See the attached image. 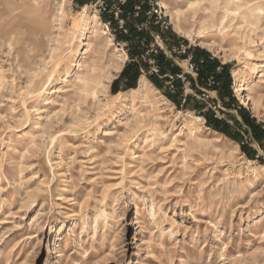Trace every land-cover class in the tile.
Instances as JSON below:
<instances>
[{"label":"rangeland","instance_id":"obj_1","mask_svg":"<svg viewBox=\"0 0 264 264\" xmlns=\"http://www.w3.org/2000/svg\"><path fill=\"white\" fill-rule=\"evenodd\" d=\"M83 1L42 0L11 45L0 18V264H264V0L249 2L259 22L221 27L223 0H135L131 14L125 0ZM130 26L142 40L117 41ZM135 48L139 75L113 92ZM192 49L227 65L228 91L172 81ZM91 70L95 97L65 102ZM207 85L218 101H203ZM208 104L226 132L188 116Z\"/></svg>","mask_w":264,"mask_h":264},{"label":"bare ground","instance_id":"obj_2","mask_svg":"<svg viewBox=\"0 0 264 264\" xmlns=\"http://www.w3.org/2000/svg\"><path fill=\"white\" fill-rule=\"evenodd\" d=\"M212 1H214L215 3H218L217 2L218 0H212ZM250 1H252V0H223L222 6L220 4H217L216 6L220 7L223 10V15L220 16V22H219L220 26L219 27H221V25L225 21V18L228 15H235L236 16L238 14L241 16L243 21L248 20V22H249V20H250L251 22H249V23H252V22L257 23V21L259 22V20L261 18V11L263 10V8L261 6L250 5V3H249ZM0 3L3 4V6L0 7V18H3L4 16H7V15H10V17H11V22L9 23L8 29L3 30V32L1 33L2 38L5 39L9 45H11L12 41H14L16 39L15 38V32L12 31L13 28L20 26V24L23 21H25L26 18H30L31 14L37 13L40 10L42 0H21V2L19 4L16 1H12V0H3V2L0 0ZM240 9H242V11H239ZM34 16H36V15H34ZM38 16H40V15H38ZM175 27L178 31H181L177 24H175ZM31 30H32V34L34 36L33 39H34L35 45L37 47L41 46L42 44L46 46L47 42H48V38H49V31L46 29L44 24L41 22L39 24V28L37 30H33V29H31ZM92 32L94 34H97L96 30H94V29ZM100 32L105 33L103 30ZM181 32H183V31H181ZM16 34H17V30H16ZM106 34H108V33H106ZM36 35H39L41 39H38V37H35ZM13 38H14V40H13ZM32 51H33V49L25 48V46H21L18 49L17 55L20 57L19 58L20 59L19 65H21L20 64L21 62H23V65L28 63V60L32 57ZM79 66H81V65H79ZM94 69L95 68H93V71H94ZM84 71H86V70H84ZM93 71L88 72L86 76L79 75L80 73L77 75L74 74L75 75V77H74V93H72V95H68V97L65 98V102L69 99L74 100V102H77L76 100L82 99L80 97H82V96L86 97L87 95H91V96L95 97V95H96L95 88H96V85L98 84V82H97V77L95 76ZM259 73L260 74H259L258 79H260L262 77L264 78V70H261ZM1 77H2V74L0 71V78ZM258 79H257V82L259 81ZM64 80H65V78H64ZM143 85H145V84H143ZM71 89H73V87H71ZM237 90L242 92V93L245 91H248L249 90V84L247 82L246 83L242 82L241 84L238 85ZM58 91L59 90L57 89L54 92H58ZM61 91H63V90H61ZM252 100L253 99L250 96V94L249 95L247 94L243 99H241V104L244 106H249L251 104ZM65 102H63V103H65ZM194 131H195V129L192 126L189 127V133L191 136H192V132H194ZM107 133H109L108 130H106L105 134H107ZM141 241H142V244L145 242L143 239Z\"/></svg>","mask_w":264,"mask_h":264},{"label":"trees","instance_id":"obj_3","mask_svg":"<svg viewBox=\"0 0 264 264\" xmlns=\"http://www.w3.org/2000/svg\"><path fill=\"white\" fill-rule=\"evenodd\" d=\"M81 4H85L86 2L83 0H79ZM135 0H125V2L121 5V9H123V12H129L130 14L133 12V8H134V4H135ZM129 31L130 33H128V35H123L122 33H119V35H117L116 39L117 41H124V42H130V43H134V44H138L140 42V40H142L143 36H141V33L136 32L131 26L129 27ZM130 34V36H129ZM135 39H137V41H134ZM137 42V43H135ZM137 48L139 47L138 45H136ZM137 48L133 49L132 52L130 51L129 54L131 56V61H129L124 68L122 69L119 77L117 79H115L112 84H111V90L113 92L117 91L118 88V84L119 81L124 79V80H128V82L130 83H135L138 75H139V65L133 61L134 60V56H138L140 54L139 50H136ZM192 54V59L193 61L196 63L197 67H198V75L197 78L195 79V85L197 84H206V80L207 76L211 77V81L212 84L210 85L213 89L217 90V91H228L229 90V82H230V76L228 73V67L227 65H219L217 61H213L212 59H209V55L203 53L201 55L200 52H195V49H192L191 51ZM199 55H201L199 57ZM162 56V55H160ZM159 55L156 56L157 61L158 58L160 57ZM161 58V57H160ZM216 68H218L220 71H216ZM175 70H177V68H174ZM173 72L172 74L174 75ZM152 82L156 85L159 86L158 82L155 79H151ZM172 81H179V79L177 77H173ZM193 87V85H192ZM172 96V95H171ZM173 97V96H172ZM202 105V104H201ZM205 118H206V122L209 126H211L212 128L216 129V130H220L222 132H226L225 128L226 125H221V120L215 119L212 117V115H208V114H204Z\"/></svg>","mask_w":264,"mask_h":264},{"label":"built area","instance_id":"obj_4","mask_svg":"<svg viewBox=\"0 0 264 264\" xmlns=\"http://www.w3.org/2000/svg\"><path fill=\"white\" fill-rule=\"evenodd\" d=\"M182 52L186 53L185 47H183V46H182ZM155 68H156L155 71L157 72L158 71L157 66ZM184 74H190V75H192V77L194 79H196L195 76H197V65L192 60V55H191L190 52L186 56V59H185V62H184L183 71L180 74L177 75V78H179L182 82L185 80ZM203 87L197 86V88H198L197 92L200 94V96L203 99V101H204L205 98L208 99L211 95H213L214 98H216V100L218 101V98H217L216 94H214L215 93L214 90H213L212 93H210L209 91L206 90V89L209 88V85L203 86ZM208 106H209L210 113H211L212 117L215 118V119H218V120H222L223 117H222V114L219 113V111L223 110V109L220 108L219 105H218L219 109H215L216 108L215 105L210 106L208 104ZM188 116L190 118H192L194 120V122H196V123H199V124L204 125V126L207 125L206 124V118L204 117V115H202L200 113H196L195 114V113L192 112V113H188Z\"/></svg>","mask_w":264,"mask_h":264}]
</instances>
